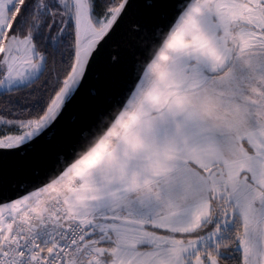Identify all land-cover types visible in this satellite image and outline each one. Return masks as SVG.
Masks as SVG:
<instances>
[{"label":"crops","instance_id":"1","mask_svg":"<svg viewBox=\"0 0 264 264\" xmlns=\"http://www.w3.org/2000/svg\"><path fill=\"white\" fill-rule=\"evenodd\" d=\"M18 1L0 0V40ZM235 1L243 2L202 7L120 141L70 196L74 217L88 230L106 224L115 239L108 248L133 242V233L153 234L154 244L135 238L132 247L144 253L195 238L187 236L211 218L212 178L264 187V0H245L246 20ZM22 41L10 57L22 56ZM195 63L199 83L191 85ZM34 66L24 72L18 65L17 73L27 77Z\"/></svg>","mask_w":264,"mask_h":264},{"label":"water","instance_id":"2","mask_svg":"<svg viewBox=\"0 0 264 264\" xmlns=\"http://www.w3.org/2000/svg\"><path fill=\"white\" fill-rule=\"evenodd\" d=\"M194 0H123L77 53L72 79L34 132L0 144V219L72 173L126 120L154 61ZM79 17L86 1L75 0Z\"/></svg>","mask_w":264,"mask_h":264},{"label":"rangeland","instance_id":"3","mask_svg":"<svg viewBox=\"0 0 264 264\" xmlns=\"http://www.w3.org/2000/svg\"><path fill=\"white\" fill-rule=\"evenodd\" d=\"M63 1L66 2L63 3V5L66 6L68 4L67 7L70 8V17L76 24L80 46H85V44H87L90 40L100 37L109 27L120 8H113L105 17L96 18L93 15L92 0H85L86 12L84 17L81 19L79 17L75 0ZM49 2L51 5L50 8H54L57 1L54 2L53 0H49ZM235 3L239 5L237 15L241 20H246L247 13L248 17H250V12L247 8L245 9L246 6H249L245 0L241 3L235 1ZM227 6L232 7L230 5ZM232 11V9L227 10L226 8L225 13L230 15ZM186 30L184 32V36ZM184 36L178 44L176 51L183 41ZM28 39L26 38L25 41H22L17 38L14 42H12V44L9 42L3 49V56L0 61V72L3 74L0 80V91L10 90L12 88L25 85L39 76L42 72L44 68L43 59L38 55L32 39V42L28 41ZM18 41H22L20 42L22 43V56L15 58L10 57L13 55V52H15L13 49L16 50L15 47L18 45ZM28 45L30 46L28 47ZM195 47L197 46H194L193 48ZM216 48H218L217 44L211 43L209 51L215 52L216 50L214 49ZM195 50L201 49L196 48ZM38 58L41 66L38 64L34 66V63ZM17 64L21 65V68L19 67L18 69L19 71L21 70L26 72V70L33 66L34 69L30 75H27V77H20L16 69L18 66ZM197 69V63L193 64L191 68L192 74L189 76L191 85L199 83L198 76L194 74ZM62 94L64 93L62 92L57 98L54 104L55 107L61 100ZM45 119L18 123L17 128L20 129L22 133L18 135H8L3 139H0V144H9L21 137L27 136L29 133L34 132ZM211 181L213 195L216 197L215 199L219 202H223L221 208L223 213L221 216V222L219 220L221 228H226L228 225H231V218L236 213L229 209V206L233 204L236 210L242 215L245 224V232L240 243V248L244 253V264H264V187H253L246 185L244 182L229 183L223 178H212ZM70 212L73 216L76 215L73 209H70ZM92 219L95 220V218ZM80 220L83 221V219ZM104 225L106 224H98V228L94 227L92 230H89L90 238L87 239V246L92 249L93 253L91 259L86 261V264H222L212 253L213 250H211V246L216 243L220 237L221 232L219 230L216 233H213L210 232L209 229H203L196 232L197 236L193 239H189L188 242L182 241V239H174V243L171 247H169V249L158 248L153 252L144 253L141 251L138 252V249H134L132 247L135 242V238H137V240L141 243L154 244L155 241L152 239V237H154L153 234L133 233L128 235L133 237V242L130 243L124 241L123 244H120V248L115 247L112 250V248H108V244H113L115 239L110 236V233L106 232L108 230H105ZM90 240L92 241L90 242Z\"/></svg>","mask_w":264,"mask_h":264},{"label":"trees","instance_id":"4","mask_svg":"<svg viewBox=\"0 0 264 264\" xmlns=\"http://www.w3.org/2000/svg\"><path fill=\"white\" fill-rule=\"evenodd\" d=\"M53 1H57L56 5L50 8L49 0H19L9 11L8 27L0 40V61L2 46L11 37L31 38L43 59L44 68L37 78L27 84L0 91V139L21 134L17 128L20 122L48 117L55 108L57 98L65 92L72 79L77 53L84 46L79 45L77 27L70 17L68 4L63 5L66 3L63 0ZM122 2L92 0L93 15L103 18L113 8L120 7ZM2 76L0 72V80ZM222 204L214 199L211 218L201 230L221 232L211 250L222 264H244V253L240 248L245 232L243 217L232 204L229 209L236 213L231 218V225L221 228ZM110 236L113 238V234L110 233ZM196 236L197 233H194L187 238Z\"/></svg>","mask_w":264,"mask_h":264},{"label":"built area","instance_id":"5","mask_svg":"<svg viewBox=\"0 0 264 264\" xmlns=\"http://www.w3.org/2000/svg\"><path fill=\"white\" fill-rule=\"evenodd\" d=\"M209 0H194L179 19L140 86L123 125L69 175L0 219V264H86L89 230L71 214L70 196L84 185L83 173L120 141L152 87L173 59L187 26ZM88 264V263H87Z\"/></svg>","mask_w":264,"mask_h":264}]
</instances>
